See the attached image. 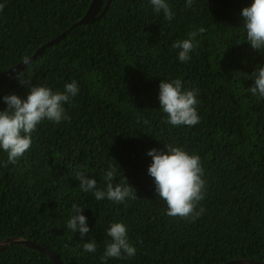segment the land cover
I'll list each match as a JSON object with an SVG mask.
<instances>
[{
  "label": "trees",
  "instance_id": "obj_1",
  "mask_svg": "<svg viewBox=\"0 0 264 264\" xmlns=\"http://www.w3.org/2000/svg\"><path fill=\"white\" fill-rule=\"evenodd\" d=\"M92 1L0 0V79L64 36L0 87V111L4 96L27 97L29 80L61 92L76 80L79 88L64 105L70 121H41L14 163L0 149V243L20 238L63 264H104L107 230L123 222L136 254L106 264H264V98L250 92L264 52L246 41L241 15L253 0H194L191 8L168 0L171 21L150 0H112L101 19L75 26ZM199 28L190 60L179 61L172 45ZM177 78L182 91L199 90L194 126L166 123L161 109L160 83ZM167 144L201 158L206 184L197 211H204L195 220L168 216L148 174V151ZM109 165L114 186L129 182L136 199L115 203L81 191L77 173L106 188ZM74 203L90 228L83 237L65 226ZM93 236L97 251L84 252ZM0 264L54 262L15 245L0 253Z\"/></svg>",
  "mask_w": 264,
  "mask_h": 264
},
{
  "label": "clouds",
  "instance_id": "obj_2",
  "mask_svg": "<svg viewBox=\"0 0 264 264\" xmlns=\"http://www.w3.org/2000/svg\"><path fill=\"white\" fill-rule=\"evenodd\" d=\"M150 4L157 14L163 13L166 20L171 21L175 13L168 0H150ZM194 0H186L185 6L191 8ZM5 5L0 4V11ZM243 28L246 30V41L252 49L264 52V0H253L249 7H244ZM204 28L191 31L188 38L177 40L172 47L178 49V59L181 62L190 60V54L196 47V37L203 34ZM28 63V57L23 58ZM255 83L250 88L253 95L264 98V66H257L251 74ZM20 83L24 79L18 77ZM26 98L13 93L3 97L7 109L0 111V149L8 154L9 162L14 163L17 158L30 149L32 133L37 129L41 121L47 119L59 124L62 120H71L67 115L64 105L69 103L78 92L76 80L65 85L64 91H53L47 85H31ZM198 89L182 91V81L177 78L163 80L159 86V101L161 109L167 114L166 123L173 126H194L200 122L197 105ZM146 122V121H145ZM166 151L155 148L148 151L152 157V163L148 168V174L154 178L155 190L161 200L167 204V215L182 219L195 220L204 209L197 206L205 196L204 169L201 158L196 154H189L181 147L166 145ZM116 169L109 165V170L104 174L106 188L98 187L95 178H88L86 174L77 173L80 181L79 188L84 193H92L97 200L105 198L123 203L126 199H136V192L128 182V185L112 183ZM83 209L77 204L72 205V214L66 221V228L73 233L79 232L83 237L90 232L87 217ZM110 240L105 244V251L101 261L106 264L109 258L133 257L136 248L129 243L127 227L123 222L112 223L107 230ZM26 241V240H25ZM29 242V241H27ZM3 243V242H2ZM8 249V248H7ZM84 252L95 253L97 242L93 236L89 242L83 244ZM52 252V251H51Z\"/></svg>",
  "mask_w": 264,
  "mask_h": 264
},
{
  "label": "water",
  "instance_id": "obj_3",
  "mask_svg": "<svg viewBox=\"0 0 264 264\" xmlns=\"http://www.w3.org/2000/svg\"><path fill=\"white\" fill-rule=\"evenodd\" d=\"M103 2L104 0H93L85 16H83V18L78 23H76L75 26L84 25V24H93L94 22L101 19L105 14V12L110 7L112 0H108L106 6L103 8V10H101ZM63 37L64 36L61 35L58 38L46 44L45 46H43L42 48H40L33 56L28 58L27 64L25 63V61H23L19 65L12 68L5 76H3L0 79V87L4 86L5 84L15 79L27 67V65L32 62V60L36 59L39 55L43 54L47 47L58 44L63 39ZM15 245L23 246L44 253L47 256H49V258L54 262V264H63L60 258L55 253L20 238L8 239L3 243H0V253L4 252L7 248ZM227 264H263V263L252 260H237V261L229 262Z\"/></svg>",
  "mask_w": 264,
  "mask_h": 264
}]
</instances>
